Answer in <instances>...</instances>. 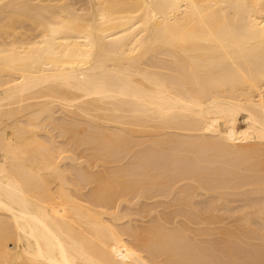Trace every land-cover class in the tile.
Masks as SVG:
<instances>
[{"label":"bare ground","instance_id":"obj_1","mask_svg":"<svg viewBox=\"0 0 264 264\" xmlns=\"http://www.w3.org/2000/svg\"><path fill=\"white\" fill-rule=\"evenodd\" d=\"M0 264H264V0H0Z\"/></svg>","mask_w":264,"mask_h":264},{"label":"rangeland","instance_id":"obj_2","mask_svg":"<svg viewBox=\"0 0 264 264\" xmlns=\"http://www.w3.org/2000/svg\"><path fill=\"white\" fill-rule=\"evenodd\" d=\"M241 119H242V120L240 121V122H241V124H245V123H243V122H244V121H243V117H241ZM242 121H243V122H242Z\"/></svg>","mask_w":264,"mask_h":264}]
</instances>
